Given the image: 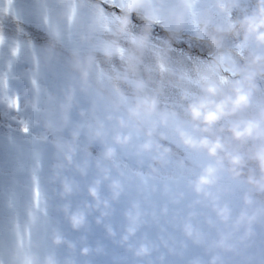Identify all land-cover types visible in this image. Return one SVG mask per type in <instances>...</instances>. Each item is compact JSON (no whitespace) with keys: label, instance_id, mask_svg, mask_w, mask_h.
<instances>
[{"label":"snow or ice","instance_id":"snow-or-ice-1","mask_svg":"<svg viewBox=\"0 0 264 264\" xmlns=\"http://www.w3.org/2000/svg\"><path fill=\"white\" fill-rule=\"evenodd\" d=\"M262 114L264 0H3L0 264H144L130 249L164 236L148 264H264V130L248 123ZM90 188L108 211L80 210Z\"/></svg>","mask_w":264,"mask_h":264},{"label":"flooded vegetation","instance_id":"flooded-vegetation-1","mask_svg":"<svg viewBox=\"0 0 264 264\" xmlns=\"http://www.w3.org/2000/svg\"><path fill=\"white\" fill-rule=\"evenodd\" d=\"M57 151L59 153V159L55 162V165L53 167V170L54 169L57 170L58 167H59V165H63L65 162L68 161V158H67L66 154L62 150H60V149L57 148ZM243 223H245V224L248 223V220L245 219V221H243ZM250 235L251 234H249L245 239L247 240L248 238H250ZM217 249L220 250V251H227V250H229V249H226L223 245H217V246H214L213 247V251H216ZM211 264H222V261L221 260L218 261L216 259H213L211 261Z\"/></svg>","mask_w":264,"mask_h":264},{"label":"trees","instance_id":"trees-1","mask_svg":"<svg viewBox=\"0 0 264 264\" xmlns=\"http://www.w3.org/2000/svg\"><path fill=\"white\" fill-rule=\"evenodd\" d=\"M260 2H261V0H258V1H257V3H260ZM181 31H182V27H176V30H175V31H173V32H169V33H165L164 35H165V37H166V39H167V41H168V44L165 45V47H168V46H170L171 44L175 43L176 40H174L175 37H173V36L176 35V34H178V33L181 32ZM150 78H151V76H149L148 79H150ZM249 83H250V81H245V82H244V86H245V88L247 87V84H249ZM246 127H248V126H247V123H245L244 125H242V128H246ZM254 156H256V155H254Z\"/></svg>","mask_w":264,"mask_h":264},{"label":"rangeland","instance_id":"rangeland-1","mask_svg":"<svg viewBox=\"0 0 264 264\" xmlns=\"http://www.w3.org/2000/svg\"><path fill=\"white\" fill-rule=\"evenodd\" d=\"M2 0H0V5H2L3 4V1L1 2ZM28 31V30H27ZM137 57H141V56H137ZM53 125H54V123H52L51 124V126L53 127ZM144 151H151V145H149L147 148H145L144 149ZM93 203H97V201H93ZM96 210H98L99 211V209H96ZM135 211V210H134ZM85 215H87V214H89V213H84ZM106 217V216H105ZM108 218V217H107ZM127 229V227H125L124 229H123V231L124 230H126ZM143 257L145 258L146 257V254L145 253H143Z\"/></svg>","mask_w":264,"mask_h":264},{"label":"bare ground","instance_id":"bare-ground-1","mask_svg":"<svg viewBox=\"0 0 264 264\" xmlns=\"http://www.w3.org/2000/svg\"><path fill=\"white\" fill-rule=\"evenodd\" d=\"M69 183H70V186H71L73 192H75V191L77 190V189H75V188H77V186H76L75 184H71V181H69ZM61 186H63V185H61ZM106 211H108V209H104V210H102V212H106ZM110 237H111V236H110Z\"/></svg>","mask_w":264,"mask_h":264}]
</instances>
